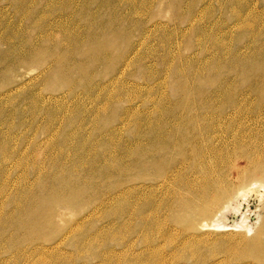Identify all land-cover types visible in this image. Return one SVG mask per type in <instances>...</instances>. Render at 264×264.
<instances>
[{
	"label": "rangeland",
	"instance_id": "obj_1",
	"mask_svg": "<svg viewBox=\"0 0 264 264\" xmlns=\"http://www.w3.org/2000/svg\"><path fill=\"white\" fill-rule=\"evenodd\" d=\"M261 172L264 0H0V264H264Z\"/></svg>",
	"mask_w": 264,
	"mask_h": 264
},
{
	"label": "bare ground",
	"instance_id": "obj_2",
	"mask_svg": "<svg viewBox=\"0 0 264 264\" xmlns=\"http://www.w3.org/2000/svg\"><path fill=\"white\" fill-rule=\"evenodd\" d=\"M70 38V37H69ZM94 39V38H93ZM60 46V45H59ZM40 47H42V46H40ZM38 49V48H37ZM55 51V50H54ZM72 51V50H71ZM33 55V54H32ZM36 54L34 53V56H35ZM31 56V55H30ZM37 56V55H36ZM35 56V57H36ZM34 57V58H35ZM53 57V56H52ZM51 57V58H52ZM34 58H33V60H34ZM36 59V58H35ZM31 60V59H30ZM56 60H57V62L59 61V59H58V57L56 58ZM28 61V60H27ZM54 61V60H53ZM63 61V60H62ZM65 61V60H64ZM59 63H63V62H59ZM55 64H57L56 62H55ZM58 65V64H57ZM56 65V66H57ZM64 65V64H63ZM53 67H54V65H53ZM58 67V66H57ZM57 67H55V68H57ZM72 68V67H71ZM59 70V69H58ZM187 107V106H186ZM193 106H191V108H192ZM176 108V107H175ZM200 108V107H199ZM203 108V107H202ZM189 110V109H188ZM193 110H195V108L193 109ZM192 110V111H193ZM203 110V109H202ZM172 111V110H171ZM183 111H185L184 109H183ZM199 111V110H198ZM187 112V111H186ZM191 112V111H190ZM172 113V112H171ZM189 113V112H188ZM197 112H195V114H196ZM178 114V113H177ZM181 114V113H180ZM179 114V115H180ZM192 114V113H191ZM176 115V114H175ZM194 115V114H193ZM195 116V115H194ZM176 117H177V121L179 122V125L181 124V122H180V119H182V121L184 120L183 118H181L182 117V115L179 117V116H177L176 115ZM175 117V118H176ZM190 117V116H189ZM185 121V120H184ZM185 123V122H184ZM162 124H163V122H162ZM182 125V124H181ZM174 127V126H173ZM172 127V129H171V131H173L174 132V130L176 131L177 130V128H175V127H177V126H175L174 128ZM162 128V127H161ZM160 128V129H161ZM165 128H167V125H166V127ZM169 129V128H168ZM168 129H165V130H168ZM164 130V131H165ZM159 131V130H158ZM157 130L156 131H150L149 133H147V135H148V137H150L151 139L149 140V141H152L153 140V142L152 143H154V144H159L158 142L160 141V137H162V136H160V133H161V131H160V133L158 132ZM169 131V130H168ZM170 132V131H169ZM175 133V132H174ZM163 134V133H162ZM175 135V134H174ZM138 136V135H137ZM160 136V137H159ZM139 137V136H138ZM137 137V138H138ZM152 138H154V139H152ZM136 139V138H135ZM161 139H164L163 137L161 138ZM165 140V139H164ZM167 140V139H166ZM162 141V140H161ZM191 142H193L192 140H191V138H190V140H188V142L187 143H191ZM162 143H164L163 141H162ZM184 144H179V145H177L178 147L177 148H179L180 150H181V148H182V146H183ZM161 146L162 145H160L159 147H157V149L158 150H160V148H161ZM200 151V147H198V149H195V152L194 153H188V152H182V156H183V159L184 160H186V161H194L195 160V158L198 156V154L200 153L199 152ZM140 152V151H139ZM118 155H120L121 156V153H119ZM126 155V154H125ZM123 156V155H122ZM133 156V153H132V155H131V157ZM113 157V156H112ZM115 157V156H114ZM131 157H129V158H131ZM136 157H137V154H136ZM135 156H134V158H136ZM139 157V156H138ZM150 159H151V161H153V163L155 164V163H157V165L159 166L160 165V162H161V160L160 159H158V158H156V155H154V158H152V157H149ZM202 160H201V164L202 163H204V159L205 158H201ZM120 160V159H119ZM130 160V159H129ZM132 160H134V159H132ZM69 161V160H68ZM150 160H148V162H149ZM206 162H208L207 160H205ZM139 162V161H138ZM137 162V163H138ZM247 162H249V160L247 161ZM146 163H147V161H146ZM69 164V163H68ZM200 164V166H203V165H201ZM252 164H253V161H252ZM229 167H231L232 168V166H233V164L231 163V161H230V163H229ZM135 166V165H134ZM150 166V165H149ZM152 166V165H151ZM124 169V168H123ZM91 171V170H90ZM93 171V170H92ZM95 171V170H94ZM77 172V171H76ZM257 172H259V171H257ZM97 173V172H96ZM122 173V172H121ZM58 174V173H57ZM44 175H46L47 176V174H44ZM52 175V174H51ZM67 175V174H66ZM92 175V174H91ZM97 175V174H96ZM253 175H257V174H254L253 173ZM57 176V175H56ZM88 176H90V175H88ZM262 176H264V172H261L260 173V177H262ZM37 177V176H36ZM45 177V176H44ZM54 177V176H53ZM52 177V178H53ZM64 177V176H63ZM66 177V176H65ZM51 178V179H52ZM69 178V177H68ZM57 179V178H56ZM49 180V179H48ZM54 180V179H53ZM80 180V179H79ZM86 180V179H85ZM54 181H56V180H54ZM83 181V180H82ZM207 181H209L210 182V180L209 179H207ZM49 182V181H48ZM72 182V181H71ZM84 182V181H83ZM79 183V182H78ZM206 183H208V182H206ZM30 184V183H29ZM42 184V183H41ZM47 184V183H46ZM77 184V183H76ZM82 184V183H81ZM52 185V184H51ZM79 185V184H78ZM41 186H43V185H41ZM40 186V187H41ZM69 186V185H68ZM48 187H49V185H48ZM47 187V188H48ZM44 188V187H43ZM59 188V187H58ZM30 189V188H29ZM44 189H46V188H44ZM43 189V190H44ZM111 190V189H110ZM120 190V189H119ZM49 191V190H48ZM73 191V190H72ZM123 191V190H122ZM122 191H121V193H122ZM65 192V191H64ZM51 193V192H50ZM229 193V190L228 189H223L222 191H221V196H224L225 194H228ZM60 194V193H59ZM117 194V193H116ZM47 195V194H46ZM118 195V194H117ZM18 196H20V195H18ZM115 196V195H114ZM46 198H48V197H46V196H44V194H41V196H37V198L36 197H34V199L33 200H30L29 202H31V203H29V202H26V206L24 205V208H23V215H26V217H27V219L29 218H34V220L36 221V223H35V227H36V230L37 229H41L42 228V225L44 224V218H42V217H44L45 216V214L46 213H42L41 211L39 212V207L40 206H42L46 201H47V199ZM111 198H113V197H111ZM201 199H203V197L201 198ZM115 201V200H114ZM60 202H63V203H65V202H67V204H69V205H72V203L70 202V201H60ZM18 203H20V202H18ZM22 205V204H21ZM18 207H20V206H18ZM15 208H16V205H15ZM41 208V207H40ZM17 209V208H16ZM15 209V210H16ZM60 212H61V210H59ZM191 212V211H190ZM192 214H197V213H203V214H206V212H207V210H205L204 208H201L200 209V207H199V204H198V206H197V208L195 207L194 209H192ZM18 213V212H17ZM63 213V212H62ZM65 213V212H64ZM2 215V214H1ZM47 217L49 218L48 220H49V222L51 221V223L52 222H54L55 220H58V219H61V218H63L64 216H63V214L61 215L60 213H58V210H57V212H53L52 214L50 213V211H49V214L47 213ZM65 215V214H64ZM18 216H20V215H18ZM37 216V217H36ZM66 216V215H65ZM190 216H192V215H190ZM35 217H36V219H35ZM56 218V219H55ZM23 219V218H22ZM47 220V219H46ZM24 221V220H23ZM48 222V221H47ZM46 222V223H47ZM31 223V222H30ZM148 224V221H145V222H143L142 223V221H141V224H142V227H144V225L145 224ZM23 224H25V223H23V222H21L20 223V225H22L23 226ZM46 225V224H45ZM223 226V225H222ZM25 227V226H24ZM12 228V227H11ZM17 228H21V226L20 227H17ZM81 227H80V223H78V224H75V226H70L65 232H64V236L65 235H67V234H70V233H74V234H78L79 232H81V229H80ZM15 230H16V228H15ZM21 230V229H20ZM39 230H37V231H39ZM18 231V230H17ZM146 236V235H145ZM144 236V237H145ZM143 237V238H144ZM146 237H148V236H146ZM142 238V239H143ZM145 241H148L147 240V238H145L144 239ZM90 241V240H89ZM260 240H258V241H255V246L256 247H258L259 248V242ZM91 242V241H90ZM121 242V241H120ZM251 242H253V239L251 240ZM87 243V242H86ZM262 243V242H261ZM126 244H128V242H126L125 243V245ZM145 244V243H144ZM147 244H149L148 242H147ZM149 246V245H148ZM250 248H253V243H251L250 245ZM126 247V250H125V252H126V254H128V252H130V250H128L129 249V247H130V244H128V245H126L125 246ZM36 248H38V247H35V249ZM150 250V252H153V253H157L158 252V250H157V247L155 246V247H148L147 248V251H149ZM238 250V248H235V249H232V248H229V250H227V254L226 255H228V254H230L232 251H237ZM241 249H239V251H240ZM247 250V249H246ZM246 250L243 252V253H245L246 252ZM133 252H134V250H132ZM132 251H131V253L130 254H132ZM52 253V252H51ZM54 254V253H53ZM80 256V255H79ZM112 256H121L120 254H115V253H113V255ZM139 257H140V255H139ZM141 258V257H140ZM214 259V258H213ZM161 260V259H160ZM141 262V261H140ZM160 262V261H159ZM137 263H139L138 261L137 262H135V260L133 259V260H130L129 261V264H137ZM104 264H119V263H113L112 262V259L110 258V256H109V258H108V260L106 259V262H104ZM139 264H144V263H139Z\"/></svg>",
	"mask_w": 264,
	"mask_h": 264
}]
</instances>
